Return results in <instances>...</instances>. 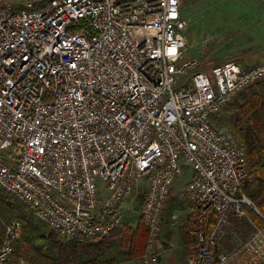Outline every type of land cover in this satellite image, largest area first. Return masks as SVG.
<instances>
[{"label": "built area", "instance_id": "1", "mask_svg": "<svg viewBox=\"0 0 264 264\" xmlns=\"http://www.w3.org/2000/svg\"><path fill=\"white\" fill-rule=\"evenodd\" d=\"M189 25L183 0H0V188L81 242L120 229L125 200L141 196L148 237L136 261L161 264L164 214L189 165V263L264 264L249 211L263 214L242 189L246 147L214 122L264 81V61L183 60ZM236 219L252 224L247 239ZM21 234L12 220L0 264Z\"/></svg>", "mask_w": 264, "mask_h": 264}, {"label": "trees", "instance_id": "2", "mask_svg": "<svg viewBox=\"0 0 264 264\" xmlns=\"http://www.w3.org/2000/svg\"><path fill=\"white\" fill-rule=\"evenodd\" d=\"M227 106L229 114L226 125L246 147L247 177L242 189L264 215V81L247 87ZM5 194L0 195V246L5 241L7 225L12 220H19L22 226L21 238L10 258H23L30 264H113L137 260L145 253L148 229L144 223H139L137 227L124 225L109 237L91 242L75 239L61 241L57 237L59 235L42 222L49 228L45 231L38 218L39 223L35 222L31 215L37 216L23 201L13 194ZM29 210L31 215L27 213ZM251 213L259 223L262 222L258 214ZM240 221L244 226L247 224L243 219L235 220L237 224ZM187 226L188 237L192 234L195 237L196 219Z\"/></svg>", "mask_w": 264, "mask_h": 264}, {"label": "rangeland", "instance_id": "3", "mask_svg": "<svg viewBox=\"0 0 264 264\" xmlns=\"http://www.w3.org/2000/svg\"><path fill=\"white\" fill-rule=\"evenodd\" d=\"M16 4H21L23 0H13ZM256 5H264V0H183V10L185 16L189 19V33L187 36V49L185 50L183 60H187L196 57L200 61L204 62V65L209 69L212 65L223 62L229 59H240L245 50L248 48L249 41L252 39L251 31L255 26L254 13ZM255 30V28L253 29ZM247 47V48H246ZM247 52V51H246ZM228 106L222 111L214 122L216 125H226L228 116ZM193 174V168L189 165L185 166V172L183 176L177 180L175 187L170 195L167 209L165 211V227L170 226L177 229L183 222L187 225V217L190 214L188 208L191 207V213L193 208V202L189 195L185 192V184L187 180ZM144 180L141 181V185H144ZM8 193L6 190L0 188V195L6 196ZM11 196H13L11 194ZM21 201V200H20ZM18 201V202H20ZM142 203V197L134 198L128 197L125 200V204L128 206V210H124V225H131L137 227L139 223H144L143 218L140 217V205ZM192 203V204H191ZM20 204H23L20 202ZM29 209V208H28ZM264 212V206L262 208ZM27 212V211H26ZM250 212V211H249ZM253 214H258L264 223V216L262 217L257 211L252 210ZM250 216L252 221L260 228H264L252 215ZM30 213V210L27 212ZM166 213L171 214V221H166ZM30 213L29 215H31ZM176 214L178 217L174 220L172 216ZM193 214V213H192ZM35 222L39 223V220L34 215H31ZM8 222H6L7 224ZM4 224V223H3ZM212 224V220H210ZM42 228L47 231L48 227L40 223ZM145 225V224H144ZM244 226V237L247 239L253 232L254 228L252 224ZM163 231L160 239L163 241ZM177 232V231H176ZM61 241H68L64 237L57 236ZM196 239V236H195ZM95 241V240H92ZM91 242V241H90ZM195 243V242H194ZM193 243V244H194ZM164 243L162 249H164ZM228 246V245H227ZM237 245L230 244L227 247L228 251L234 249ZM30 264L26 260L12 257L5 264Z\"/></svg>", "mask_w": 264, "mask_h": 264}, {"label": "crops", "instance_id": "4", "mask_svg": "<svg viewBox=\"0 0 264 264\" xmlns=\"http://www.w3.org/2000/svg\"><path fill=\"white\" fill-rule=\"evenodd\" d=\"M254 18H255V30L252 29V39L249 41V45L246 47L245 54L242 55L240 59L236 60L244 65L249 66L251 63L255 61H264V5H256ZM188 36V34H187ZM187 40V37H186ZM247 51V52H246ZM216 120V119H215ZM192 204V203H191ZM128 205V204H127ZM125 205V210H128V206ZM190 211L189 216L187 217V224H192V221L195 220L194 214L191 213V207L188 208ZM171 215V214H170ZM170 215L166 213V221L173 220L170 219ZM244 222V221H243ZM246 225H248V222L246 221ZM238 227V232L236 233L238 236L244 237V223L240 221V223H236ZM261 224H264L261 222ZM264 227V225H262ZM187 225H185L183 222L180 224V226L173 230L174 228L170 226L165 227L163 231V243L164 249L161 251V264H190L188 261V256L191 250V247L193 243L195 242L194 234L190 235L188 237V234H186L187 231ZM177 231V232H176ZM264 231V228H263ZM237 244L238 238L236 236L234 237H228L225 240V246L228 247L230 244ZM228 245V246H227ZM113 264H137L136 259L134 260H128L124 262H117Z\"/></svg>", "mask_w": 264, "mask_h": 264}, {"label": "water", "instance_id": "5", "mask_svg": "<svg viewBox=\"0 0 264 264\" xmlns=\"http://www.w3.org/2000/svg\"><path fill=\"white\" fill-rule=\"evenodd\" d=\"M159 260L161 261V255L159 256Z\"/></svg>", "mask_w": 264, "mask_h": 264}]
</instances>
